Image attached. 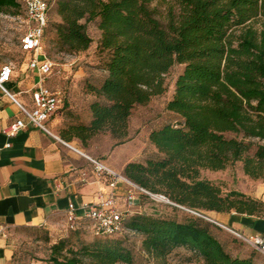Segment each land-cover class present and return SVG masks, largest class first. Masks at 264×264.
I'll return each instance as SVG.
<instances>
[{"label":"trees","instance_id":"1","mask_svg":"<svg viewBox=\"0 0 264 264\" xmlns=\"http://www.w3.org/2000/svg\"><path fill=\"white\" fill-rule=\"evenodd\" d=\"M44 1L48 21L43 39L51 29L58 53L89 59L80 89L88 96L80 103L86 108L84 120L59 91L60 112L70 119L58 131L66 143L75 140L87 148L105 135L114 147L127 143L134 111L162 96L164 77L174 66L182 67L164 103L176 123L151 129V154L142 151L121 175L170 203L162 206L187 212L178 220L126 208L123 230L111 237H95L89 221L57 235L21 230L43 232L41 240L50 245L46 262L134 264L135 255L123 240L133 233L157 264L181 249L195 264H264L253 253L232 255L218 235L228 231L193 214L264 217V202L201 175L241 163L249 179H264V0ZM52 10L57 23L49 21ZM22 12V0H0V14L17 17ZM91 24L96 39L87 33ZM145 200L150 196L137 191L136 202ZM85 235L91 237L88 242L82 241ZM73 239L79 241L75 246ZM14 257L10 264H17Z\"/></svg>","mask_w":264,"mask_h":264},{"label":"crops","instance_id":"2","mask_svg":"<svg viewBox=\"0 0 264 264\" xmlns=\"http://www.w3.org/2000/svg\"><path fill=\"white\" fill-rule=\"evenodd\" d=\"M19 52V61L9 63L13 70L4 86L17 103L30 109V93L39 78L28 69L30 54L23 51L20 44ZM85 57H73L77 59L63 65L68 75L61 74L54 65L52 74L44 79L47 88L66 94V103L72 110L75 103L88 100L87 95L78 92L90 70ZM4 65H0V70ZM60 111L46 123L51 135L26 124L15 138L7 139L1 131L23 116L0 89V264H10L12 238L18 231L43 229L57 235L64 230V215L69 204L79 208L83 204L97 203L101 196L110 193L107 180L94 176L86 157L99 159L120 175L127 163L141 158L142 151L138 154L129 150L135 139L114 147V141L105 135L96 137L87 148L75 140L68 143L75 151L64 146L57 140H61L58 128L70 119ZM7 143H10L9 148L5 147ZM97 144L103 145L102 148ZM124 193L125 187L119 184L116 194L122 205ZM208 216L224 229L244 237L264 234V217L214 212Z\"/></svg>","mask_w":264,"mask_h":264},{"label":"rangeland","instance_id":"3","mask_svg":"<svg viewBox=\"0 0 264 264\" xmlns=\"http://www.w3.org/2000/svg\"><path fill=\"white\" fill-rule=\"evenodd\" d=\"M159 11H162L161 7L159 8ZM49 21L51 23L59 22V18L55 14L54 10H52L49 14ZM24 31L25 13L22 12L17 17L4 16L0 14V65L19 61L21 57L19 52V44ZM87 33L92 39H96L98 37L97 29L92 24L88 26ZM52 39H54V32L51 31V29H48L42 42L43 52L55 65V69H58L61 74L68 75V72L63 69V65H67L72 60H76L77 58L74 59L73 57L58 53L51 43ZM86 61H89L88 57H86ZM71 70L74 71V69ZM181 70V66H174L164 77V82L167 88L166 92L162 96L155 98L148 106L137 108L132 114L130 121L132 138L128 142H131L133 139H135V142L133 141L134 143L129 146V150L131 152L139 154L140 151H143V153L146 155L151 154V147L147 141L148 132L153 128L162 126L163 124L176 123V120L164 111V103L166 99L170 98L173 92L175 79ZM98 73H100V71H98ZM78 92H80V89ZM78 92H76V94ZM74 106L75 108L73 111H77L80 118L84 120V115L86 112L85 106L79 102L75 103ZM62 126L58 128V131ZM96 146L101 147L103 145L97 144ZM201 175L202 177L213 182L221 183L227 190H235L259 201L264 199V179L256 181L249 179L243 174L241 163H235L233 166L220 172L203 171ZM257 197H260V199ZM124 199L125 198L122 197L123 203ZM163 203L164 202L159 201V199L150 197V200H145L143 203L135 202L132 213L142 212L148 215H159L166 218L175 217L178 220L181 219L183 214L187 213L181 208H178V210L175 211L166 205L162 206L161 204ZM206 216H208V214H206ZM228 233L221 232L218 234L219 237L222 238V241L225 242L228 252H230L232 255L253 253L254 256L264 261V255L256 252L242 239L234 236L233 234L231 235V233ZM123 237L125 245L129 247L135 255L134 264H157L153 260L149 259V257H147V255L142 251L141 237L139 235L127 233L124 234ZM81 238L83 242H88L90 240L89 238L91 237L85 235ZM12 239L13 255L15 256L14 261L17 264H49L46 261L49 257L50 245L41 240L44 239V234L42 231H18L13 235ZM76 242L79 241L73 239L70 243L75 246ZM195 263V258H193V256H191V254L186 249H181L178 252L172 253L169 257H167L165 262V264Z\"/></svg>","mask_w":264,"mask_h":264},{"label":"built area","instance_id":"4","mask_svg":"<svg viewBox=\"0 0 264 264\" xmlns=\"http://www.w3.org/2000/svg\"><path fill=\"white\" fill-rule=\"evenodd\" d=\"M25 11V31L20 39V47L30 54L28 69L35 72L39 78L31 90L32 107L27 109L21 106L5 89L13 70L12 64L4 65L0 70V89L19 108L23 118L17 119L1 131L7 139L15 138L26 124L35 129L51 135L46 123L62 108L63 97L59 91H52L44 85V79L52 74L54 64L47 58L42 49V39L48 21V6L44 0H22ZM64 146L74 150L68 143L57 138ZM10 147V143L5 145ZM75 151V150H74ZM86 157V156H85ZM92 165L94 176L97 179H106L110 193L101 196L97 203L83 204L76 208L69 204L64 215V229L76 230L82 221L90 222V231L95 237H111L123 230L126 219V208L133 207L136 202V192H141L159 201L170 204L164 197L151 195L130 183L122 175L107 167L102 161L86 157ZM125 187L124 203L119 204L116 194L117 186ZM211 223L218 225L212 219L193 213ZM221 227L220 225H218ZM223 228V227H221ZM224 229V228H223ZM234 236L242 239L256 252L264 255V234L244 237L229 229H224Z\"/></svg>","mask_w":264,"mask_h":264}]
</instances>
